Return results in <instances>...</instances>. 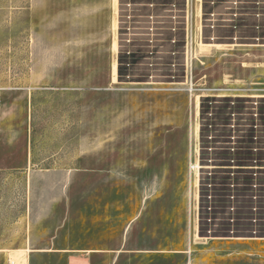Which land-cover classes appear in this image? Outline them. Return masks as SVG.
<instances>
[{"label": "rangeland", "instance_id": "rangeland-1", "mask_svg": "<svg viewBox=\"0 0 264 264\" xmlns=\"http://www.w3.org/2000/svg\"><path fill=\"white\" fill-rule=\"evenodd\" d=\"M124 3L0 0V264H60L82 196L119 236L143 209L149 247L180 263L264 264V17L241 19L236 43L234 25L204 23L217 6L189 0L155 77L123 60Z\"/></svg>", "mask_w": 264, "mask_h": 264}, {"label": "crops", "instance_id": "crops-1", "mask_svg": "<svg viewBox=\"0 0 264 264\" xmlns=\"http://www.w3.org/2000/svg\"><path fill=\"white\" fill-rule=\"evenodd\" d=\"M86 197L68 199L67 215L54 237L59 243L60 264H211L192 257L188 263H180L184 251L150 248L147 233L139 228L143 209L128 221L119 236L107 215L104 219L98 216L99 199ZM54 240L52 245L56 247ZM46 247L37 248L36 254L50 255V246Z\"/></svg>", "mask_w": 264, "mask_h": 264}, {"label": "bare ground", "instance_id": "bare-ground-1", "mask_svg": "<svg viewBox=\"0 0 264 264\" xmlns=\"http://www.w3.org/2000/svg\"><path fill=\"white\" fill-rule=\"evenodd\" d=\"M208 1H210V0H206V2H208ZM214 1L226 2L230 6L237 5L240 2V0H214ZM252 1L258 8L255 10L254 9L250 10L249 16H251V14L255 12L257 14V17L258 16L264 17V0H252ZM121 10H122V14H121L122 15V22H121V43L120 44H121V52L123 55L122 56L123 60L128 61V63H132V62L139 63L140 62L139 63L140 65H141V63H143V66H141L142 69H143V67L144 68L150 67L151 68L150 69L151 75H154L155 77L157 75L164 74L165 70H163V71L159 70L160 69L159 64L162 62V56H163V53H162L163 48L160 47V45L163 42L162 41L163 38L158 35L159 27L156 24L148 23L146 19H142L140 17V15H138L135 11L126 12V11H124L123 8H121ZM230 13L231 12H229V15L227 16V20L222 22V23H219V21H214V20L207 21V24H211V26H209L208 28H211V29L220 28L221 27L220 24H224V26H226V27L228 26L227 28H231V25H232V27L234 25V27H235L234 29H237L239 32V33L237 32L235 34V39H234L236 41V43H238L237 40H240V41L242 40L241 37H239V36L243 35L240 33V31L245 30V26L240 21V19H239L240 16L238 14H235V16H232V14H230ZM255 41H260V40H255ZM252 42H250V43H252ZM221 45H223V44H221ZM114 47L116 48V44ZM177 50H179V53H180V51H181L180 48H178ZM177 53H178V51H177ZM134 68L135 67H133V66L130 67V70L128 71L129 75H133L134 73H136V71L132 72V70H134ZM172 68H173V70L171 72L173 73V75H179L180 74L181 70H180L179 65L176 64ZM154 69H156V70H154ZM115 75H116V65L114 66V76ZM144 76H146V75H144ZM199 131H200V129H199ZM197 168L203 169V168H206V166L205 167H198L197 166Z\"/></svg>", "mask_w": 264, "mask_h": 264}, {"label": "built area", "instance_id": "built-area-1", "mask_svg": "<svg viewBox=\"0 0 264 264\" xmlns=\"http://www.w3.org/2000/svg\"><path fill=\"white\" fill-rule=\"evenodd\" d=\"M127 3L122 5L124 11H135L138 15H141L140 9L148 8L150 11V17H144L142 19H146L148 23L156 24L159 27L158 35L163 38V31L167 29L169 25H173V27L183 28L186 31L189 30L190 27V10H189V0H183L185 3H181L182 0H151L150 4L141 5L138 0H125ZM209 5L217 6L218 9H213L208 11L204 15V23L207 24V21H219L222 23L227 20V16L232 14H238L240 16V21L243 18H252L257 17V14L254 12L249 16V11L252 9V6L255 4L252 0H240L237 5H228L226 2H218L214 0H210L208 2ZM256 6V5H255ZM257 7V6H256ZM258 8V7H257ZM259 18V17H257ZM235 19V18H234ZM243 23V22H242ZM208 27L211 24H207Z\"/></svg>", "mask_w": 264, "mask_h": 264}]
</instances>
